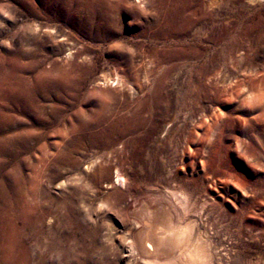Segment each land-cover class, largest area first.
I'll return each mask as SVG.
<instances>
[{
    "label": "rangeland",
    "instance_id": "obj_1",
    "mask_svg": "<svg viewBox=\"0 0 264 264\" xmlns=\"http://www.w3.org/2000/svg\"><path fill=\"white\" fill-rule=\"evenodd\" d=\"M1 111L0 264H264V0H0Z\"/></svg>",
    "mask_w": 264,
    "mask_h": 264
},
{
    "label": "bare ground",
    "instance_id": "obj_2",
    "mask_svg": "<svg viewBox=\"0 0 264 264\" xmlns=\"http://www.w3.org/2000/svg\"><path fill=\"white\" fill-rule=\"evenodd\" d=\"M0 117L3 120H7L8 116L4 112L1 111ZM8 137L9 135H7V138ZM3 139L5 140L4 136L2 137L1 140ZM104 170H105L104 168L99 169V171L101 172H104ZM112 178H113V181H112L113 185L115 186L125 185V181L122 178L121 174L119 173L118 168H116L114 176ZM130 210H131L130 211L131 214L138 216L142 220V222H144V225H146L144 228L137 231L136 233L137 234L136 242H137L138 247L141 249V251L143 253H148L152 249L155 255L166 256V260L164 262H158V260H153L154 258L153 259L150 258L151 259V260L149 259L150 261L147 259L148 260L147 263L149 264H202V258L198 255L199 251H196L195 248L194 249L191 248L190 250H187L186 252H184L181 255H178L177 257L167 258L170 255L169 254L170 248H175L179 246L182 243V241L185 239L184 231H176L175 226H173L172 224L173 221H171L170 219H167L163 215L147 210L145 206H140L138 209L131 208ZM156 225L162 228V231L160 232V234H155L153 232L152 228H154L153 226H156Z\"/></svg>",
    "mask_w": 264,
    "mask_h": 264
}]
</instances>
